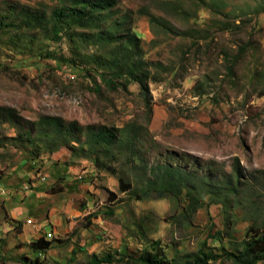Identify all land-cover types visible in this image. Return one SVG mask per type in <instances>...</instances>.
I'll list each match as a JSON object with an SVG mask.
<instances>
[{
	"label": "rangeland",
	"instance_id": "374dc122",
	"mask_svg": "<svg viewBox=\"0 0 264 264\" xmlns=\"http://www.w3.org/2000/svg\"><path fill=\"white\" fill-rule=\"evenodd\" d=\"M64 1L0 0V18L11 25L0 29V107L17 112L0 110V264H86L92 254L137 255L152 240L168 258L174 247L193 250L203 240L216 252L238 246L264 218V173H258L264 170V0H219L215 14L199 0H181V14L169 0H116L121 11H132L130 25L148 62L150 113L137 83L125 90L102 84V60L90 54L105 48L83 38L72 43L64 31L56 40L49 28L21 26L23 11L48 16ZM149 14L174 27H156ZM248 40L230 77L224 52L234 54ZM63 55L72 63L61 62ZM42 115L83 125L133 121L148 164L170 162L218 177L237 158L258 186L243 189L242 207L228 221L220 205L206 203L192 225L179 226L172 213L183 197L138 200L119 192L117 177L72 145L55 149L61 139L36 124ZM109 192L117 197L110 200ZM216 230L223 231L219 240ZM50 233V249L33 252L31 240Z\"/></svg>",
	"mask_w": 264,
	"mask_h": 264
},
{
	"label": "trees",
	"instance_id": "16d2710c",
	"mask_svg": "<svg viewBox=\"0 0 264 264\" xmlns=\"http://www.w3.org/2000/svg\"><path fill=\"white\" fill-rule=\"evenodd\" d=\"M199 1L212 13H220L219 0ZM167 4L175 14L183 13L181 0H169ZM131 12L129 9L121 11L116 0H65L48 16L29 10L23 11L21 26L31 29L49 28L52 38L56 40L60 39L64 31L72 43H75L77 38H83L92 41L96 49L105 48L101 55L98 50L90 54L93 60H102V70L99 72L102 84L106 87L120 85L125 90L129 83H137L140 93L145 98V107L150 113L152 96L148 81L151 75L148 62L142 53L140 39L130 25ZM138 12L148 13V10ZM149 15L151 23L156 27L161 26L165 29L168 25L173 26L171 21L163 16ZM7 26L11 25L0 18V29ZM256 31L259 30L255 29L251 36ZM182 34L187 35V32ZM250 47L251 40H248L239 45L234 54L224 52L230 77L234 75L236 65L244 58ZM60 61L72 63L71 56L63 55ZM88 74L90 75V72ZM94 82L96 83L95 79ZM95 88L99 90L100 85L95 84ZM0 110L8 116L17 114L9 107H0ZM36 124L48 125L52 128L50 137L61 139L55 144V149L60 145H72V152L91 159L96 168L115 175L119 192L126 193L130 198L140 200L168 196L175 199L183 197V204L176 206L172 213L179 226L192 225L194 215L206 203L220 205L221 213L228 221L233 212L242 207L243 189L255 190L258 186L256 179L245 176L237 158L234 159L232 170L218 177L197 174L170 162L148 164L133 121L121 126L83 125L77 120L63 122L57 116L42 115ZM258 173L262 175L264 170ZM108 197L113 200L117 196L109 192ZM215 233L217 234L214 239L219 240L223 236L221 230H216ZM49 237H52V233L50 236L40 234L31 240L29 245L32 251L45 253L50 249ZM221 259L233 264H257L264 261V218L250 225L238 246L231 250L221 248L220 252H216L203 240L193 250L174 247L173 256L168 258L160 241L152 240L137 255L126 252L117 255L110 252L102 255L92 254L86 264H217L222 262Z\"/></svg>",
	"mask_w": 264,
	"mask_h": 264
}]
</instances>
